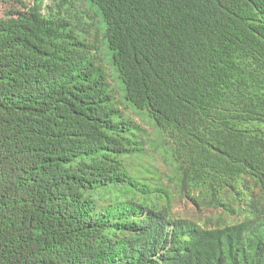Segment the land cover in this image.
<instances>
[{
  "label": "trees",
  "instance_id": "trees-1",
  "mask_svg": "<svg viewBox=\"0 0 264 264\" xmlns=\"http://www.w3.org/2000/svg\"><path fill=\"white\" fill-rule=\"evenodd\" d=\"M30 1L0 18V264H264V0H82L204 225L130 172L143 133L73 0Z\"/></svg>",
  "mask_w": 264,
  "mask_h": 264
},
{
  "label": "rangeland",
  "instance_id": "rangeland-1",
  "mask_svg": "<svg viewBox=\"0 0 264 264\" xmlns=\"http://www.w3.org/2000/svg\"><path fill=\"white\" fill-rule=\"evenodd\" d=\"M29 4L30 0H21ZM19 9L14 0H0V18L6 12ZM73 30L85 37L88 44L98 47L97 57L109 84L116 107L133 122L141 127L144 151L133 159H128L130 172L137 177L151 179L158 187L165 188L170 192L171 209L175 216L191 220L198 225H204L209 218L215 214L211 210L194 206L184 198L178 197L176 193L175 164L171 158V146L166 144L164 137L153 126L145 112L138 111L124 99L122 83L118 78L114 67L111 65L110 52L103 44L98 31L97 19L92 15L88 6L82 0H73L69 16ZM233 218V221H236ZM213 223V222H212Z\"/></svg>",
  "mask_w": 264,
  "mask_h": 264
}]
</instances>
